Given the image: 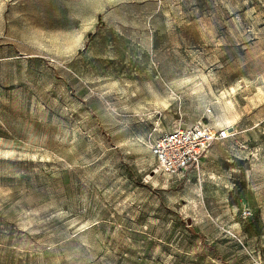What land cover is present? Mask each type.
<instances>
[{"label": "rangeland", "instance_id": "obj_1", "mask_svg": "<svg viewBox=\"0 0 264 264\" xmlns=\"http://www.w3.org/2000/svg\"><path fill=\"white\" fill-rule=\"evenodd\" d=\"M226 128L169 175L151 146ZM264 246V0H0V264H250Z\"/></svg>", "mask_w": 264, "mask_h": 264}, {"label": "built area", "instance_id": "obj_2", "mask_svg": "<svg viewBox=\"0 0 264 264\" xmlns=\"http://www.w3.org/2000/svg\"><path fill=\"white\" fill-rule=\"evenodd\" d=\"M227 137L226 128H215L208 122L200 121L162 133L150 150L157 169L174 175L197 166L207 158L216 142ZM250 264H264V246L253 252Z\"/></svg>", "mask_w": 264, "mask_h": 264}]
</instances>
